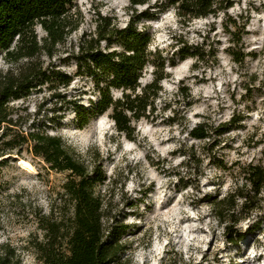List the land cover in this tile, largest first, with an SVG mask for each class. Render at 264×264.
<instances>
[{
  "label": "rangeland",
  "instance_id": "1",
  "mask_svg": "<svg viewBox=\"0 0 264 264\" xmlns=\"http://www.w3.org/2000/svg\"><path fill=\"white\" fill-rule=\"evenodd\" d=\"M230 1L10 12L0 264H264V0Z\"/></svg>",
  "mask_w": 264,
  "mask_h": 264
},
{
  "label": "trees",
  "instance_id": "2",
  "mask_svg": "<svg viewBox=\"0 0 264 264\" xmlns=\"http://www.w3.org/2000/svg\"><path fill=\"white\" fill-rule=\"evenodd\" d=\"M27 1H29V2L34 1L35 3L40 2V7L41 6L44 7V4L42 5V2L44 0H0V55H2V57L8 55V51H6V47L8 45V41H10V34L13 32V31H11L12 29H9L8 34L5 33L6 27L9 28V24H7V22H8L7 20L9 19L10 12H17V11L21 10L23 4L26 3ZM52 1H53V3L58 4V8H60V10L63 8L64 4H67V3L70 4V2H71V0H52ZM227 2L231 3L230 0H227ZM8 7L10 8L9 11H7ZM65 10H67V9H65ZM142 12H146V9H144ZM34 16H35V14H34ZM34 16L28 17V19H27L28 22L26 23V24H28V26H31L33 24V22H35L34 19L40 18V17L33 18ZM46 19H48V18H46ZM4 21H6V22H4ZM53 21H55V19H53ZM19 23H21V21ZM16 27H17L16 29H18V26H16ZM145 39H146V36H142L141 33L136 32V31L128 34V39H127L128 44L126 45V49L131 52V55L127 56V59H130V60H133L135 62L140 63V61L144 55L141 44L145 41ZM75 57L79 61V63H82V61L84 59V53H78ZM64 59L67 60V58H64ZM133 79H135V77ZM132 82H134V81H132ZM59 94H60V92H53L51 94V96L52 97L53 96H59ZM76 110H77V108H76ZM202 136H205V135H202ZM54 141L56 143V137H54ZM63 152H65V151H63ZM65 153L69 155V153H67V152H65ZM102 200H103V198L99 195V198L97 199L96 205L98 206V204H99V207H101L103 209V206L101 205ZM110 233H112L111 228L107 232V235H109ZM111 236H112V234L109 237H111ZM47 256H48V258H50L49 261H51V262H53V260L58 261L57 254L46 255V257ZM51 258H53V259H51ZM99 263H101V259L99 260ZM62 264H71V263H69V262L67 263V260H65L62 262Z\"/></svg>",
  "mask_w": 264,
  "mask_h": 264
}]
</instances>
